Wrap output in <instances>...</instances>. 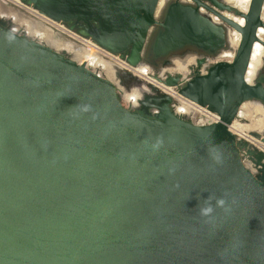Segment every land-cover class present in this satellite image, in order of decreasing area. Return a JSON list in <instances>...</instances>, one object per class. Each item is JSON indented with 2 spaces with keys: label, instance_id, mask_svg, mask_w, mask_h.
<instances>
[{
  "label": "water",
  "instance_id": "1",
  "mask_svg": "<svg viewBox=\"0 0 264 264\" xmlns=\"http://www.w3.org/2000/svg\"><path fill=\"white\" fill-rule=\"evenodd\" d=\"M191 1L173 0L161 22L160 0L28 3L57 21L96 22L93 39L130 51L134 67L155 24L157 56L186 44L216 52L237 31L232 62L178 89L221 116L205 126L176 116L167 95L152 116L128 108L112 81L0 20V264H264V165L257 176L243 165L245 142L227 127L245 101L264 105L263 81L246 80L264 45V0L247 12Z\"/></svg>",
  "mask_w": 264,
  "mask_h": 264
},
{
  "label": "built area",
  "instance_id": "2",
  "mask_svg": "<svg viewBox=\"0 0 264 264\" xmlns=\"http://www.w3.org/2000/svg\"><path fill=\"white\" fill-rule=\"evenodd\" d=\"M187 1L189 3H193L191 0ZM206 2L208 3V1ZM244 3L249 8L251 0H245ZM230 5L233 8L241 11L235 5ZM200 9L203 12L211 15V17L214 19L215 15L213 13L207 12L204 7H200ZM0 19L5 20L13 32L30 37L39 42H41L39 40V36H30L28 34L29 30L27 25L41 30L42 33L46 32L47 34H51L55 40L61 43L69 44L72 47L73 52L65 53L78 63L84 64L87 68H90L98 75L112 81L117 88L118 94L119 92L126 91L124 82L119 77V71H126L132 74L133 77H137L139 80L144 82L142 86L143 89L150 90V87L153 85L169 94L172 97L170 106L176 116L184 118L185 120H188L197 126L212 125L222 121L221 116L217 112H214L207 106L201 105L196 101L181 95L177 88L168 87L162 82H159L155 78L154 72L146 64L144 65L147 66L148 72L143 74L138 68L140 65L137 67L130 65L126 60V56H122L120 53H114L108 50L90 37L78 34L68 27L63 21H57L50 18L49 16L37 10L32 4L26 3L23 0H0ZM14 20H22L27 25H14ZM238 45L239 42L237 46H234L230 43V41H228L225 47L221 49L215 57L207 59L209 66H212L213 64L220 61L232 62L235 57ZM77 54L79 55L80 59H76L74 57ZM104 64H109L111 67L113 66L114 70H112V72H108L103 67ZM203 72L206 73L207 68H204ZM251 83H253V81ZM160 85L164 86L165 89H162ZM133 89L141 91L140 86L132 87L131 90L129 92H125V94L131 93ZM129 101L130 100H128L126 105L124 104L128 108ZM132 101L135 102L134 100ZM257 102L260 103L259 101ZM243 104H245V102ZM241 107L235 119L230 124H228L227 127L229 131L235 136L237 141L245 142V145L240 149L241 161L252 174L257 176L264 165V160H259L257 157L259 152L264 153V128L262 130L256 131L243 130L241 127L243 124H245V122H247V118H244L240 115ZM257 118L258 116L255 115V119Z\"/></svg>",
  "mask_w": 264,
  "mask_h": 264
},
{
  "label": "flooded vegetation",
  "instance_id": "3",
  "mask_svg": "<svg viewBox=\"0 0 264 264\" xmlns=\"http://www.w3.org/2000/svg\"><path fill=\"white\" fill-rule=\"evenodd\" d=\"M23 1L28 3V0H23ZM172 1L173 0H167L164 7L159 11L160 13H158L157 11L158 21L160 22L164 21L167 8ZM185 2L189 3L187 0H185ZM207 4L211 7L213 6L211 2H208ZM205 10L209 12L207 9ZM1 21L7 24L5 20H1ZM64 23L68 27H70L72 30L77 32L78 34L86 36V37H90L92 39H93V36L97 35L98 33L99 27H98V24L94 21L84 22V21H79L77 19H71L70 21H67ZM162 31H163V27L160 24L154 25L152 34L149 36V39L145 45L144 53L142 56V61L144 64H146L147 66L151 68V70L154 72L155 75L159 76V78L161 79L165 80L169 76L179 77L178 85L176 87L177 89L184 86L187 83V81L193 79L195 76L199 74H205L203 72L204 68H207V71H208L210 67L207 59L215 57L220 51V50H217L216 52H210L202 48H199L196 45L186 44L177 50L170 51L166 55L157 56L154 52V41H155L156 36ZM129 53L130 51H128V53L127 52L123 53L122 56H127ZM190 56L191 57L195 56L196 58L193 57L194 61L187 65V70L184 73L170 71L171 68L175 67L176 60H184ZM201 60H204V61L200 63ZM162 70L163 71L165 70L164 73ZM162 74H163V77H162ZM261 81H263V85H264V60L263 59L258 68L256 75L254 76L253 84H257ZM143 84L144 82L142 80H139L137 77H135V79H132L127 85L124 83L126 87L125 92H129L132 87H138V86H140L142 90ZM150 88H151L150 90L148 89L144 90V93L142 94V96L137 102L129 101V108L139 111L145 115L152 116L154 113L158 112L159 108L165 102L163 99V96L165 95L169 96L172 102V97L169 94H167L165 91L161 89H154L152 88V86ZM125 92H119V97H120V100L123 102V104L126 105V103L128 102V99H126ZM132 103L134 104V106ZM246 103H251L252 105L254 104L255 106L260 105V107L262 108L264 112V109H263L264 105L258 103L256 100H247L245 101V104ZM261 173H262V170H260L259 175Z\"/></svg>",
  "mask_w": 264,
  "mask_h": 264
},
{
  "label": "bare ground",
  "instance_id": "4",
  "mask_svg": "<svg viewBox=\"0 0 264 264\" xmlns=\"http://www.w3.org/2000/svg\"><path fill=\"white\" fill-rule=\"evenodd\" d=\"M225 1L229 4L235 5L242 12H246L248 9V6L244 3L245 0H225ZM166 2H167V0H160L159 7L157 10L158 13H160L159 11L164 7ZM224 14L226 16L231 17L232 19L236 20L237 22H242L241 18L234 15V14H228L227 12H225ZM262 18L264 21V8H263V12H262ZM214 19L217 21L218 20L220 21V19L217 16H214ZM13 24L14 25H23L26 23L22 20L21 21L20 20H14ZM27 28L29 30L28 34L30 36H39V40L41 42L47 44L48 46L54 48L55 50L64 51L66 53L67 52L68 53L73 52V49L69 44L61 43V42L55 40L51 34H49V33L47 34L46 32L42 33L41 30L36 29L35 27L30 26V25H27ZM258 36L260 39H262L264 41V29L263 28L260 29ZM229 41L232 45L237 46L238 42H240V34L237 31L231 29L229 31ZM195 56H193V57L196 58ZM74 57L76 59L77 58L80 59L78 54L75 55ZM193 57L190 56L184 60H176L175 59L176 60L175 68L174 67L171 68L170 71L171 72H182V73H184L187 70V65L194 61ZM263 57H264V45L262 44V42L257 41V42H255L253 52H252V57H251L250 64L248 67V71L246 74L247 82L251 83L253 81L254 76L256 75V73L258 71V68L262 62ZM195 61H196V59H195ZM103 67L108 72H112V70H114V67L113 66L111 67V65H109V64H107V65L104 64ZM138 68H139L140 72L143 74L148 72V68L144 64H141ZM164 71H163V73H164ZM162 77H163V74H162ZM160 86L162 89H165L164 86H162V85H160ZM144 90H146V89H142L141 91H139L137 89H133V91L131 93L126 94V99H128L130 101L134 100L135 102H137L140 99V97L142 96V94L144 93ZM142 91H143V93H142ZM133 106H134V104H133ZM240 115L243 116L244 118H247V122H245V124H243L241 127L243 130H245V131L255 130L256 131V130H262L264 128V112H263L262 108L260 107V105L255 106L254 104L252 105L251 103L243 104V106L241 107ZM255 115L258 116L257 119H255ZM251 121H253V122H251Z\"/></svg>",
  "mask_w": 264,
  "mask_h": 264
},
{
  "label": "rangeland",
  "instance_id": "5",
  "mask_svg": "<svg viewBox=\"0 0 264 264\" xmlns=\"http://www.w3.org/2000/svg\"><path fill=\"white\" fill-rule=\"evenodd\" d=\"M70 55V54H69ZM263 60H264V57H263ZM175 68V67H174ZM143 88V87H142ZM251 122H253V121H251Z\"/></svg>",
  "mask_w": 264,
  "mask_h": 264
}]
</instances>
